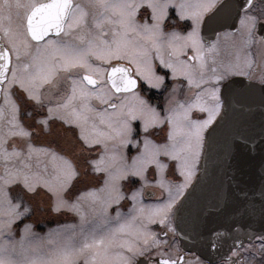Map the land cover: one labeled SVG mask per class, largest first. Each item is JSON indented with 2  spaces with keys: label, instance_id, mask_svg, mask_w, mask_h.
I'll list each match as a JSON object with an SVG mask.
<instances>
[{
  "label": "snow or ice",
  "instance_id": "1",
  "mask_svg": "<svg viewBox=\"0 0 264 264\" xmlns=\"http://www.w3.org/2000/svg\"><path fill=\"white\" fill-rule=\"evenodd\" d=\"M257 174L264 197V0H0V264H206L186 216L218 264H264Z\"/></svg>",
  "mask_w": 264,
  "mask_h": 264
},
{
  "label": "water",
  "instance_id": "2",
  "mask_svg": "<svg viewBox=\"0 0 264 264\" xmlns=\"http://www.w3.org/2000/svg\"><path fill=\"white\" fill-rule=\"evenodd\" d=\"M254 111L258 113L259 108H255ZM223 134V130L218 129L216 132L210 133L207 137L206 154L201 162V168L206 169L207 174H205L204 171L197 174L199 178L198 182H194L197 195L206 191L207 185L215 177L214 160ZM248 188H251V190L248 191V195L254 202L255 208L251 213V220L247 223L242 222L240 224V228L242 229L240 235L242 237L245 235V232L249 230L258 231L261 224V200L264 199V197H262L260 193L258 174L253 177L252 183L248 185ZM237 219L239 218L237 217ZM182 226L187 229L185 235L188 236V239L182 241L186 248L196 250L204 255H222L227 252L228 243L231 242L230 240L228 243L223 244L219 251L212 249L209 245L211 237L207 229L213 231L222 230L218 228V222L216 220H210L202 229L196 231L191 228V220L186 216L185 223ZM189 232L191 235H188Z\"/></svg>",
  "mask_w": 264,
  "mask_h": 264
},
{
  "label": "flooded vegetation",
  "instance_id": "3",
  "mask_svg": "<svg viewBox=\"0 0 264 264\" xmlns=\"http://www.w3.org/2000/svg\"><path fill=\"white\" fill-rule=\"evenodd\" d=\"M153 95H154V99H162L163 98L162 92L161 93H154ZM33 222L35 223V227L37 229L40 228L41 225L45 222L46 225L44 227V230H46L47 227L51 228V227H55L57 224L74 223L75 221L71 218L70 215L69 216L42 215L41 219H35V220H33ZM44 230H42V231H44ZM245 242H247V241H245ZM185 250L190 252V253H195V255H197V256H200L201 259L206 261V264H218V261H220L222 259V257L227 254V252H225L222 255H204V254H202L196 250L189 249L186 247H185Z\"/></svg>",
  "mask_w": 264,
  "mask_h": 264
},
{
  "label": "rangeland",
  "instance_id": "4",
  "mask_svg": "<svg viewBox=\"0 0 264 264\" xmlns=\"http://www.w3.org/2000/svg\"><path fill=\"white\" fill-rule=\"evenodd\" d=\"M132 154H134V152L132 153ZM42 218V215L41 216H38L36 219H41ZM43 223V222H42ZM45 225H46V223L44 222L42 225H41V227L40 228H36L35 227V231L36 232H38V233H40V234H43V233H45V232H47L49 229H50V227L48 228H46V230H44V227H45ZM51 228H54V227H51ZM42 230H44V231H42ZM17 235H19V234H17Z\"/></svg>",
  "mask_w": 264,
  "mask_h": 264
}]
</instances>
